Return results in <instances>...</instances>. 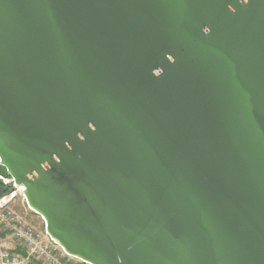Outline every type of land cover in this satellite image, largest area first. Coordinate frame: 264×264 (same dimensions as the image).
Here are the masks:
<instances>
[{"label": "water", "instance_id": "obj_1", "mask_svg": "<svg viewBox=\"0 0 264 264\" xmlns=\"http://www.w3.org/2000/svg\"><path fill=\"white\" fill-rule=\"evenodd\" d=\"M0 165L87 263L264 264V0H0Z\"/></svg>", "mask_w": 264, "mask_h": 264}, {"label": "built area", "instance_id": "obj_2", "mask_svg": "<svg viewBox=\"0 0 264 264\" xmlns=\"http://www.w3.org/2000/svg\"><path fill=\"white\" fill-rule=\"evenodd\" d=\"M0 180L11 184L0 195V264H28L31 260L40 264H91L66 253L44 227L36 228L26 215L16 212L13 203L18 193L22 195L23 205L26 204L23 186L15 184L9 175L0 174ZM26 209L31 210L28 206Z\"/></svg>", "mask_w": 264, "mask_h": 264}, {"label": "rangeland", "instance_id": "obj_3", "mask_svg": "<svg viewBox=\"0 0 264 264\" xmlns=\"http://www.w3.org/2000/svg\"><path fill=\"white\" fill-rule=\"evenodd\" d=\"M22 195L20 193L17 194L16 200L13 203L14 210L18 212L19 214L26 215L28 221L32 223L36 228H43V221L39 215L34 213L32 210H27V205H23L22 201Z\"/></svg>", "mask_w": 264, "mask_h": 264}, {"label": "trees", "instance_id": "obj_4", "mask_svg": "<svg viewBox=\"0 0 264 264\" xmlns=\"http://www.w3.org/2000/svg\"><path fill=\"white\" fill-rule=\"evenodd\" d=\"M0 174L1 175H4V176H8L5 168L3 166L0 165ZM5 185L7 184H4L1 180H0V195H2L3 193H5L6 191L9 190V188L7 190L4 189ZM17 250L19 252H23V250L21 248H17ZM28 264H40L38 261L36 260H31Z\"/></svg>", "mask_w": 264, "mask_h": 264}]
</instances>
